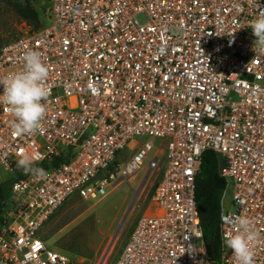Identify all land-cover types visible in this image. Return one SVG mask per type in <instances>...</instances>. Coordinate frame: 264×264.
Here are the masks:
<instances>
[{
	"label": "built area",
	"instance_id": "1",
	"mask_svg": "<svg viewBox=\"0 0 264 264\" xmlns=\"http://www.w3.org/2000/svg\"><path fill=\"white\" fill-rule=\"evenodd\" d=\"M260 12L264 0H48L42 26L2 44L0 77L36 50L51 94L34 135L14 134L0 104V167L19 175L0 215V264H236L222 235L241 214L261 235L264 264V55L248 27ZM21 151L46 164L44 179L17 168ZM207 151L221 153L230 190L217 263L195 202ZM141 170L144 181L159 173L151 204L114 262H79L41 237L72 196L100 199Z\"/></svg>",
	"mask_w": 264,
	"mask_h": 264
},
{
	"label": "rangeland",
	"instance_id": "2",
	"mask_svg": "<svg viewBox=\"0 0 264 264\" xmlns=\"http://www.w3.org/2000/svg\"><path fill=\"white\" fill-rule=\"evenodd\" d=\"M25 1L0 0V45L16 38L26 28V23L14 11L17 3ZM28 3L38 11L41 21L46 22L48 1L28 0ZM126 157V152L118 155L120 162ZM144 174L145 170H141L137 176L116 182L100 199L84 201L72 196L46 222L41 237L54 250L79 262H114L136 220L150 207L159 173L155 172L148 181H144ZM12 177L13 174L0 167V181ZM229 197L230 190L223 198L225 208Z\"/></svg>",
	"mask_w": 264,
	"mask_h": 264
},
{
	"label": "clouds",
	"instance_id": "3",
	"mask_svg": "<svg viewBox=\"0 0 264 264\" xmlns=\"http://www.w3.org/2000/svg\"><path fill=\"white\" fill-rule=\"evenodd\" d=\"M255 5L256 0H249ZM255 37L253 50L257 55H264V12L249 20ZM22 68L19 71L0 77L3 92L0 104L7 105L14 118L12 129L16 135H34L40 132L47 115L46 102L50 89L46 85L49 68L36 50H25L20 57ZM16 166L25 175H31L36 181L44 179L48 173L36 166L37 157L27 152L17 153ZM233 229L222 235V244L231 250L236 264H255V248L261 241V235L254 227L251 218L241 214L233 217Z\"/></svg>",
	"mask_w": 264,
	"mask_h": 264
},
{
	"label": "trees",
	"instance_id": "4",
	"mask_svg": "<svg viewBox=\"0 0 264 264\" xmlns=\"http://www.w3.org/2000/svg\"><path fill=\"white\" fill-rule=\"evenodd\" d=\"M14 9L17 17L27 25L33 28L42 26L43 22L38 11L28 3V0L22 4L17 3ZM62 160L58 159L55 164L61 163ZM41 166L44 168L46 164ZM17 177L19 175L0 181V215L10 199L11 184ZM224 191L225 180L219 173L216 155L213 151H207L202 156L200 171L195 178V202L205 248L214 263L219 262L221 256L219 215Z\"/></svg>",
	"mask_w": 264,
	"mask_h": 264
},
{
	"label": "water",
	"instance_id": "5",
	"mask_svg": "<svg viewBox=\"0 0 264 264\" xmlns=\"http://www.w3.org/2000/svg\"><path fill=\"white\" fill-rule=\"evenodd\" d=\"M217 162H218V170L219 173H222V165H223V159L221 153H215Z\"/></svg>",
	"mask_w": 264,
	"mask_h": 264
}]
</instances>
